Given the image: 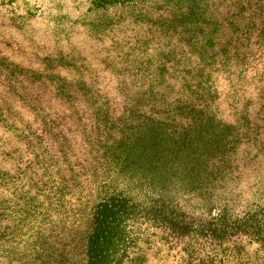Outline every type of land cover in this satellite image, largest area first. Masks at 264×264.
Returning a JSON list of instances; mask_svg holds the SVG:
<instances>
[{"label":"rangeland","instance_id":"1","mask_svg":"<svg viewBox=\"0 0 264 264\" xmlns=\"http://www.w3.org/2000/svg\"><path fill=\"white\" fill-rule=\"evenodd\" d=\"M161 1L149 9L159 13ZM154 19L91 0H0V264H83L92 208L104 194L145 198L166 191L179 199L196 190V160L178 162L154 124L165 116L131 103L150 85L186 86L188 93L203 68L204 83L217 90V98H208L217 116L249 124L245 136L255 135L252 152L259 150L263 12L247 17L251 29L244 34H215L214 69L203 65L209 46L198 50L184 41L175 57L148 59L159 45L155 26L149 27ZM146 46L153 49L134 56ZM229 86L244 98H232ZM191 117L183 109L169 127L181 129ZM219 138L209 137L213 150ZM246 159L225 188L215 182V190H238L242 205L247 198L264 201V154Z\"/></svg>","mask_w":264,"mask_h":264},{"label":"trees","instance_id":"2","mask_svg":"<svg viewBox=\"0 0 264 264\" xmlns=\"http://www.w3.org/2000/svg\"><path fill=\"white\" fill-rule=\"evenodd\" d=\"M91 2L100 8L138 9L144 20L155 14L158 20L154 19L149 27L155 26L159 45L154 48L156 54L147 55L148 59L175 57L173 49L184 41L198 50L209 46V61L203 65L211 64L213 69L219 63L215 61L219 54L213 49L215 34L225 30L244 34L251 29L246 19L253 11H261L264 16V0H220L218 4L206 0H162L165 7L159 13L149 9L156 0ZM141 8L147 12L141 13ZM148 48L134 56L146 55L153 49ZM133 57L130 60L135 62ZM197 72L202 73V79L198 86L196 80L187 85L188 93L184 92L186 86L176 91L171 84L161 83L162 87L150 85L135 101L131 100L135 109L147 107L165 116L154 124L162 139L166 138V148L175 149L179 155L178 162L185 165V161L188 164L196 160L195 171H191L196 190H188L179 199L166 191L145 194V198L121 191L104 194L92 208L83 264H264L263 199L247 198L242 205L238 190H215L216 181L218 188H225L240 173L238 161L246 157L252 161L264 154V141H254L259 150L252 152L255 135L252 140L246 138V118L243 117L241 128L226 124L217 116L213 102L208 100L217 98V90L213 82L204 83L203 68ZM228 91L232 98H244L240 90L235 93L233 86ZM186 95L189 97L184 98ZM192 97L197 102H191ZM187 108L192 113L189 123L181 129H171L169 119L175 120ZM218 134L221 144L213 150L209 137Z\"/></svg>","mask_w":264,"mask_h":264}]
</instances>
